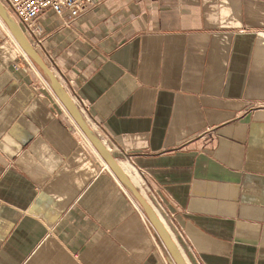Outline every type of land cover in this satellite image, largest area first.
Returning <instances> with one entry per match:
<instances>
[{
    "label": "crops",
    "instance_id": "0c3cea01",
    "mask_svg": "<svg viewBox=\"0 0 264 264\" xmlns=\"http://www.w3.org/2000/svg\"><path fill=\"white\" fill-rule=\"evenodd\" d=\"M0 1L188 264H264V0H91L39 44ZM23 50L0 43V264H177Z\"/></svg>",
    "mask_w": 264,
    "mask_h": 264
},
{
    "label": "water",
    "instance_id": "95a60500",
    "mask_svg": "<svg viewBox=\"0 0 264 264\" xmlns=\"http://www.w3.org/2000/svg\"><path fill=\"white\" fill-rule=\"evenodd\" d=\"M0 15L10 27L12 33L19 41L23 49L26 51L28 56L42 69L45 73L46 78L49 80L51 86L58 93L62 101L66 104L71 113L75 116L82 129L85 131L86 135L89 139L94 143V145L98 148L101 155L108 162L110 167L122 181L124 186L129 190V192L134 196V198L138 201L143 211L146 213L151 223L159 232L163 242L166 244L168 250L172 254L177 264H188L182 251L180 250L178 244L173 239L169 229L164 224L162 219L159 217L151 203L148 199L142 194L140 189L133 183L131 178L127 175L124 169L121 167L120 163L113 155V153L109 150L106 144L103 142L102 138L98 135V133L90 126L88 121L85 119L83 114L81 113L79 107L73 100L72 96L65 88L61 80L58 78L53 69L44 61L42 56L39 54L35 46L30 42L26 34L21 29L20 25L17 21L11 16V14L7 11L6 7L0 1Z\"/></svg>",
    "mask_w": 264,
    "mask_h": 264
},
{
    "label": "built area",
    "instance_id": "2783aa9c",
    "mask_svg": "<svg viewBox=\"0 0 264 264\" xmlns=\"http://www.w3.org/2000/svg\"><path fill=\"white\" fill-rule=\"evenodd\" d=\"M3 1L8 6V8L11 10V12L19 19V22L23 25L27 34L30 37H32L33 40L38 44L41 43V38L39 37L44 33V29L39 22V16L46 9H51L60 16L67 14L68 21H72L73 19L78 17L80 14L85 12L88 9L89 3L91 2V0H3ZM6 36L14 38L13 33L10 30V28L0 17V43L4 40ZM22 54L28 61L30 62L32 61L24 50ZM15 67L18 68L19 66L16 64ZM43 81H44V85L51 87V84L47 78L44 77ZM68 92L70 93L73 100L79 107L85 119L88 121L86 117L87 116L86 102L82 98H78L75 94L71 93V91H68ZM88 123L90 124L89 121ZM83 136H84V141H90V139L86 135H83ZM103 142L106 144L105 141ZM106 146L108 147V144H106ZM148 201L152 203L149 199ZM151 205L153 206V208L155 209L159 217L162 218V221L165 222L164 218L160 214L157 207L153 204Z\"/></svg>",
    "mask_w": 264,
    "mask_h": 264
},
{
    "label": "bare ground",
    "instance_id": "6f19581e",
    "mask_svg": "<svg viewBox=\"0 0 264 264\" xmlns=\"http://www.w3.org/2000/svg\"><path fill=\"white\" fill-rule=\"evenodd\" d=\"M122 167V166H121ZM161 218V217H160ZM162 219V218H161Z\"/></svg>",
    "mask_w": 264,
    "mask_h": 264
}]
</instances>
